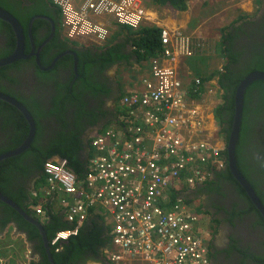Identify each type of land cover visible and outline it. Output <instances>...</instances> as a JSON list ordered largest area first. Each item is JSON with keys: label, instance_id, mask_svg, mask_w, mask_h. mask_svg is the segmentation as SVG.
Instances as JSON below:
<instances>
[{"label": "trees", "instance_id": "trees-1", "mask_svg": "<svg viewBox=\"0 0 264 264\" xmlns=\"http://www.w3.org/2000/svg\"><path fill=\"white\" fill-rule=\"evenodd\" d=\"M26 2L27 0H0V7L15 16L23 26L27 41V54L31 51L27 33L29 20L36 15L49 16L55 20L57 27V23L61 24L62 11L54 5L52 0H50V3L49 1L46 3L44 0H29L28 3ZM154 2L157 5L169 4L177 8L184 7V0H154ZM44 4L45 6H43ZM42 22L46 23L44 19L36 21V23ZM0 25L6 31L4 40L8 50L0 53V59H3L13 53L16 39L11 26L1 20ZM32 31L36 47L42 41H45L51 33L50 29L42 40H38L36 39L35 25ZM243 31L242 27L235 28L234 25L222 30L223 33L225 32L221 42L225 64L222 70L215 72L212 77H200L203 81L210 80L214 76L218 77L221 103L218 105L215 117L219 121V135L226 142L222 155L224 156L223 159L225 158L227 168L222 172H216L214 174L215 179L212 182L203 188L197 189L191 195L199 197L201 193L205 192L224 195L220 184L225 180L230 182L237 195L246 200V202L244 201V208L239 209L238 204H236L234 205V212L225 209L224 205L219 206V209L223 208L225 210V213L230 216L231 222L236 218L251 217L252 222L249 226L259 236L258 240L249 246H243L238 241H232L228 250L229 255L233 257V264H264V218L251 202L242 186L236 182L228 164L227 146L232 132L237 88L249 74L256 71L264 72V48L260 46L245 47L242 50L235 48L237 44L234 45V42H238ZM61 34L57 29L55 37L43 49L40 60L43 67H49L57 56L69 49L67 42L60 37ZM160 34L161 29L158 27L143 25L132 34L133 37L139 40L125 38L124 41H112L102 48L94 47L95 51H79L77 55L80 77L75 82L73 56L60 59L50 72L41 71L33 60L30 65L26 61H19L11 66L0 68V77L6 75V78L13 85L20 82L19 78L12 79L7 76V71L17 68L20 72L31 66L36 68V76L40 81H57L47 110L40 105V98L44 100L46 96L42 88L38 87L34 90V88L28 86L27 89L33 90V94L36 95L33 98L34 95L20 94L18 96L6 88L0 87V91L15 98L28 109L37 126L36 136L31 148L17 157L0 163V192L43 224L49 243L54 240L58 232L73 230L76 225L67 222L63 210L59 206H54L53 197H45L43 192V189L47 187L46 177L43 173L45 163L54 157L65 160L69 168L75 173L77 181L85 183L89 176L88 166L90 161L99 154L92 147V138H89L90 130L99 127L98 134H101L113 125L115 131L123 132L129 137L132 136V134L124 131L126 125L122 124L123 121L133 122L134 119L128 118L129 108L118 104L124 95L121 86L118 89L120 94L116 98L113 97L116 108L114 110L110 108L104 110L103 108L105 101L101 102V98L107 99L106 105L112 99L111 90L107 85L109 78L105 74L107 75L108 71L116 65L128 63L130 55L127 48L130 43L135 42L138 46L134 50V56L137 57L140 64L149 62L152 58L160 55L162 49ZM74 44L76 43L74 42ZM141 50H144L145 53H141ZM62 67L70 69V74L63 76L59 74V68ZM100 75L104 77L103 81L99 80ZM2 112H6L5 128L11 136V142L4 147H0V156L20 147L30 132V126L23 114L14 106L0 100V114H5ZM119 115L125 116L122 119L123 121L119 120ZM257 123H259V128H257ZM260 123H262V128ZM257 134L264 135V81L254 82L246 91L240 139L236 147L238 169L264 205V161L260 160H264V136L259 138L256 136ZM245 145L249 146L250 155L248 157L244 153ZM182 188L187 189L188 186L182 184ZM34 191L38 193L37 197L32 195ZM181 199L185 204L190 205L193 202L192 197L187 196ZM172 201L176 202L177 199L174 198ZM39 205H41L43 212L37 215L35 208ZM199 209L196 211L198 212ZM91 210L88 219L82 225L76 237L69 239L62 247H51L55 264H88L89 262L106 261L103 248L110 242L107 233L109 228L104 222L101 211ZM12 225H15L19 232L26 234L34 253L38 255L37 260L31 264H50L38 228L26 221L13 208L0 202V232L3 233Z\"/></svg>", "mask_w": 264, "mask_h": 264}, {"label": "built area", "instance_id": "built-area-1", "mask_svg": "<svg viewBox=\"0 0 264 264\" xmlns=\"http://www.w3.org/2000/svg\"><path fill=\"white\" fill-rule=\"evenodd\" d=\"M145 1L86 0L82 12L71 0L55 3L70 36L76 37L97 32L87 13L112 15L120 25L136 29L145 17ZM161 41L162 60L193 56L192 39L182 33L165 30ZM162 60L152 61L151 79L144 81L141 94L123 100L134 121L122 124L132 136L110 129L94 138L99 154L90 161L85 183L77 181L66 161L45 164L48 193L58 194L65 219L76 225L58 232L53 247L77 236L91 209L100 207L111 226L104 253L113 264L128 258L141 264H211L209 248L197 232L198 216L180 194L182 184L196 189L225 168L224 149L206 134V113L190 105L176 69ZM42 212L36 208L38 215Z\"/></svg>", "mask_w": 264, "mask_h": 264}, {"label": "crops", "instance_id": "crops-1", "mask_svg": "<svg viewBox=\"0 0 264 264\" xmlns=\"http://www.w3.org/2000/svg\"><path fill=\"white\" fill-rule=\"evenodd\" d=\"M104 19H107V22H98L96 24L100 26H106L109 24L112 18L104 17ZM258 23L259 29H264V0H184L183 8H177L173 5L163 4L158 9L154 10L153 13H148L144 22V26H156L160 29L166 28L172 32H182L190 35L195 40L206 42V46L213 41L214 50L209 53L205 59L209 65L216 66L218 63H220V61H222L221 58H224L221 50V42L225 36V32L223 33L222 30L225 29L226 26L227 28L231 27L229 25L232 24L235 28L242 27L244 30L243 33H249V30H251L252 27L257 26ZM109 27L112 29V34L115 36L105 42H99L98 47L96 48H102L104 45L111 43L112 41H124L125 38H134L139 40L138 38L133 37L132 34L134 31L127 29V27L117 25L113 19L109 24ZM214 39L217 43H215ZM240 41L241 38L238 40V42H234V45L237 44L235 45V48L238 50L245 48L243 45L241 46ZM136 45L137 44H135V42L130 43L127 48V52L130 55L128 63L116 65L112 67L107 73V76L109 74L108 77L111 78L116 84L117 89H119L121 86L123 89L125 88L126 92L135 91L137 90V87H140L138 82L130 81L129 79L135 78L136 75L138 78L141 76H149V67L146 66L145 68H142L143 63H138L139 61L137 60V57L134 56V50L138 48ZM90 48L92 51H95L94 47ZM141 53L144 54L145 51L141 50ZM195 59L196 61H199L203 58L201 55H199L196 58H191L187 61L180 60L177 63H171L168 60L163 59L162 63L173 65L178 71L182 70L186 73H191V71L200 68L204 69V66L202 65L194 66ZM222 66H224L223 62L221 64V67ZM111 72L114 75H112ZM120 73H122L123 76L124 73H127V76H124L126 80L120 79ZM108 88L110 89V87ZM110 103L111 102H109L107 105ZM215 114L216 111H214L213 114L212 112H209L205 121L204 128H206V131H210L211 133H215L216 129L218 128L217 120L216 122L214 120V116H216ZM47 191V187L43 189L44 193ZM198 198L200 201L198 203L192 202L191 206H200L203 212H206V210L209 211L206 203L207 197L204 195V193H201ZM219 206L220 203L216 205L215 210L211 211L213 216L211 219H214L215 221V225L213 226L214 237L211 236V241L214 243H218L217 239L225 241L224 238L217 237L218 232L225 234L223 224L226 222L225 212L223 208L219 209ZM10 237L11 239H15L18 245L22 246L23 255L20 253V249H16V245L12 242V240L9 239ZM229 249L230 245L227 248L228 254ZM12 253H17L16 259L12 256ZM37 256L38 255H36L32 249V245L28 242L26 234L19 232L15 225L8 227L3 233L0 232V264H31L33 261L37 260ZM88 264H112V262L106 259L105 262H89ZM124 264L141 263L137 260L128 258Z\"/></svg>", "mask_w": 264, "mask_h": 264}, {"label": "clouds", "instance_id": "clouds-1", "mask_svg": "<svg viewBox=\"0 0 264 264\" xmlns=\"http://www.w3.org/2000/svg\"><path fill=\"white\" fill-rule=\"evenodd\" d=\"M83 1V6L85 5V3H86V0H82ZM152 1H154V0H146L145 1V3H144V8H145V17H144V20H143V22L136 28V29H133V28H131V27H128V26H123V25H120L117 21H116V19L112 16V15H107L106 17H110V18H112L113 19V21L117 24V25H119V26H122V27H127V28H131V29H133V31H136V30H138L141 26H143L144 25V22H145V20H146V18H147V14L148 13H153V11H154V9L153 8H151V9H149V8H147V6H146V4L148 3V2H152ZM52 2L54 3V5H56V6H58V8L59 9H61V11H62V14H61V16H62V19H61V27H62V34H63V37H64V40L66 41V42H68L69 44H73V45H76V44H78V46H86V47H98V43L99 42H105V41H107V40H109V39H112L115 35L114 34H112V29L109 27V26H100V25H98V24H95L94 22H93V20H92V18L91 19H87L88 20V22L89 23H91L92 24V26L94 27V30H96L97 32L96 33H93V34H90V35H83V36H76V37H71L70 36V26H67L66 25V23H65V15H64V12H63V10H62V8L58 5V4H56L55 3V0H52ZM71 3H72V6L74 7V9L77 11V12H80V11H78L77 9H76V7H75V5H74V3L72 2V0H71ZM153 3V2H152ZM153 5H154V7H160L161 5L160 4H156V3H153ZM2 8V7H1ZM3 9V8H2ZM5 10V9H4ZM7 11V10H6ZM8 12V11H7ZM11 14V13H10ZM89 14H93V13H89ZM12 15V14H11ZM93 16L95 17V18H98V17H100V16H96V15H94L93 14ZM101 16H103V15H101ZM15 17V16H14ZM37 17V16H36ZM16 18V17H15ZM35 18V17H34ZM48 18V17H47ZM17 19V18H16ZM40 19H45V18H40ZM50 19V18H49ZM18 20V19H17ZM36 20H38V19H36ZM35 20V21H36ZM46 20H48V19H46ZM2 21V20H1ZM35 21H34V23H35ZM4 22V21H3ZM18 22H19V20H18ZM6 23V22H5ZM20 23V22H19ZM34 23H33V25H32V28H31V34H32V29H33V26H34ZM8 24V23H7ZM21 24V23H20ZM53 24V23H52ZM9 25V24H8ZM29 25H30V23H29ZM232 25V24H231ZM231 25H229V26H231ZM10 26V25H9ZM22 26V25H21ZM23 27V26H22ZM53 27L55 28V24H53ZM156 27V26H155ZM227 27V26H226ZM11 29H12V27H11ZM160 29V28H159ZM23 30H24V28H23ZM165 30H167V31H169V32H171L172 34H174V33H182V32H172V31H170V30H168V29H166V28H162L161 29V34H160V36L162 35V32L163 31H165ZM12 31H13V29H12ZM55 31H56V29H55ZM13 33H14V31H13ZM52 33V32H51ZM24 34H25V32H24ZM182 34H184V35H186V36H188V37H190L191 39H192V44H193V56H190V57H185V58H180V57H178V56H176L175 57V60H171V59H167L169 62H171V63H177L178 61H180V60H184V61H187V60H189V59H191V58H196L197 56H199L200 54L198 53V50H202L203 48H204V46H205V43L203 42V41H200V43L198 42L199 40H195V39H193L190 35H188V34H185V33H182ZM14 35H15V33H14ZM51 35V34H50ZM54 35H55V33H54ZM26 36V35H25ZM48 37V36H47ZM46 37V39H48ZM54 37V36H53ZM15 39H16V36H15ZM82 39H88V40H85V41H80V40H82ZM52 40V39H51ZM50 40V41H51ZM160 40H161V37H160ZM49 41V42H50ZM33 42V43H32ZM74 42L76 43V44H74ZM241 42V41H240ZM26 43H27V41H26ZM32 44H34V46H35V52H37L38 51V48L43 44H41L39 47H36V45H35V41L34 40H32L31 41V47H32ZM244 46V47H246L242 42H241V46ZM77 46V45H76ZM161 46H162V49H161V53H160V55H158V56H156V57H154V58H152L149 62H143V63H146L147 65H143V67L142 68H145L146 66H148L149 67V76H141V77H139V80L138 81H136V82H138L139 83V86L140 87H137V90H135V91H131V92H126V90H125V88L123 89V93H124V95L122 96V98H121V100L119 101V105L120 106H123V107H125L124 106V104H123V100L126 98V97H132V96H135V95H140L141 94V92L143 91V88H144V81H147V80H150L151 79V63H152V61L153 60H155V59H160V60H162V58H163V56H164V50H163V45H162V41H161ZM16 47V46H15ZM32 49V48H31ZM15 50V49H14ZM14 52V51H13ZM69 52H71V51H67L66 53H67V55L66 56H74V54H75V52H72L73 54H70ZM25 55H29V54H26V48H25ZM33 56H35V55H33ZM65 55H64V57H66ZM9 57V56H8ZM36 57V56H35ZM57 57H59V56H57ZM56 57V58H57ZM55 58V59H56ZM63 58V57H62ZM61 58V59H62ZM77 58V61H78V57H76ZM28 60V59H27ZM60 60V59H59ZM58 60V61H59ZM21 61H25V60H21ZM54 61V60H53ZM194 61H196V59L194 60ZM74 62H75V60H74ZM17 63V62H16ZM15 64V63H14ZM37 64V63H36ZM40 64H41V62H40ZM224 64H225V61H224ZM56 65V64H55ZM167 65H169V66H171V67H173L174 69H176L173 65H170V64H167ZM11 66V65H10ZM39 66V65H38ZM41 66H42V64H41ZM7 67V66H6ZM43 67V66H42ZM222 68H223V66L221 67V69H219L218 71H221L222 70ZM198 70V69H197ZM197 70H194V71H191V73L190 72H188V73H186V72H183L182 70H177L176 69V71H177V73L179 74V77H180V79L183 81V91L185 92V95H186V99L188 100V102L190 103V105H192V106H195V107H199L203 112H205L206 113V118H207V115H208V113L209 112H212V114H213V112L214 111H216V109L218 108V105H216L215 106V108L214 107H208L207 106V103L209 102V101H211V100H213L214 98H216V99H218V96L220 95V92H221V89L219 88V86H218V77H216V76H214L213 78H211L210 80H207V81H203L200 77H198L197 76ZM43 71V70H42ZM218 71H216V72H218ZM194 72H195V74H194ZM212 75H214V74H212ZM212 75L211 76H208V77H212ZM78 77H80V75L78 74V71H77V74H75V80H74V82L78 79ZM130 81L132 80V79H129ZM197 80H199L200 81V83L201 84H197L196 83V81ZM119 91V90H118ZM219 93V94H218ZM119 94H120V91H119ZM118 94V95H119ZM6 96H8V95H6ZM10 97V96H9ZM139 97V96H138ZM220 97V96H219ZM12 98V97H11ZM13 99H15V98H13ZM220 99V98H219ZM18 101V100H17ZM21 103V102H20ZM220 103V102H219ZM22 104V103H21ZM109 108L111 109V110H114L115 108H116V104H115V102L114 101H112L110 104H109ZM32 115V114H31ZM122 116H118V118H119V120L120 121H122V118H121ZM214 120H215V122H216V119H215V116H214ZM36 128H37V126H36ZM113 128H115V126H111V128L110 129H113ZM109 129V130H110ZM96 130V131H95ZM99 130H100V128L98 127V128H95V129H92V130H90V134H89V138H92V142H93V140H94V138L97 136V135H99V136H101V135H104L106 132H104V133H101V134H98L99 133ZM94 131V132H93ZM37 132V131H36ZM209 137H211V140H214V142H215V137H214V135H215V133H211L210 131H207V133H206ZM218 134H219V129H218ZM217 141V140H216ZM25 142V141H24ZM33 143V142H32ZM216 144H218L219 146L220 145H222L223 146V149L225 148V146H226V142L224 141V139H223V142H219V141H217V142H215ZM32 146V145H31ZM92 147L94 148V149H96L93 145H92ZM31 148V147H30ZM29 150V149H28ZM97 150V149H96ZM49 161H53V162H60V161H65V160H61L60 158H58V157H54V158H51L50 160H48L47 162H49ZM46 162V163H47ZM45 163V164H46ZM68 164V163H67ZM45 166V165H44ZM218 172V171H217ZM43 173H44V170H43ZM216 173V172H215ZM214 173V174H215ZM44 176H45V173H44ZM46 177V176H45ZM215 176L213 175V177H212V179L210 180V181H208L204 186H198L197 188H199V187H205L207 184H209L210 182H212L215 178H214ZM236 180V179H235ZM237 182V181H236ZM238 183V182H237ZM46 184H47V178H46ZM239 184V183H238ZM240 185V184H239ZM241 186V185H240ZM196 188V189H197ZM243 188V187H242ZM47 189H48V184H47ZM196 189L194 188V189H189V187L187 188V189H183L182 188V193L180 194V198H184V197H192L193 198V202H199V198L198 197H195L194 195L192 196L191 194H194L195 193V191H196ZM49 191H47V192H45L44 194H45V197L46 198H49V197H53L54 198V201L53 202H55V204H54V206L55 207H57V206H59V204H58V194L57 195H54V194H52V193H48ZM255 192V191H254ZM36 194V195H35ZM247 194V193H246ZM32 195L34 196V197H37L38 196V193L36 192V191H34L33 193H32ZM257 195V194H256ZM248 196V195H247ZM178 197V196H177ZM177 197L175 196H173V198L172 199H174V198H176L177 199ZM249 197V196H248ZM259 198V197H258ZM250 199V198H249ZM244 201L246 202V200H244V199H242V198H240L239 196H237L236 198H234V199H232V200H229V201H225L224 202V207H225V209H227V210H229V211H231V212H234L235 211V209H234V205H236V204H238V207H239V209H242V208H244ZM182 202H183V200H182ZM228 202H230V205H228L227 203ZM252 202V201H251ZM184 203V202H183ZM192 203V202H191ZM185 204V203H184ZM263 204V203H262ZM186 205H188L191 209H192V212H194L195 214L197 213V209H201L202 210V208L200 207V206H197V207H192L191 206V204L189 205V204H186ZM233 205V206H232ZM39 207H41V205H39L38 207H36V208H39ZM60 207V206H59ZM36 208H35V210H36ZM61 208V207H60ZM194 208H195V210H194ZM34 209V208H33ZM62 209V208H61ZM63 210V209H62ZM94 210H99V211H101L100 213L102 214V216L104 217V222H105V224H106V226L109 228V230H108V236L110 237V229H111V226H110V224L106 221V216L104 215V211H103V209L102 208H100V207H97V208H95V209H93V211ZM203 211V210H202ZM64 212V211H63ZM91 212V211H90ZM208 211H206L205 213L208 215V222H210L211 224L209 225V229L207 228V226L205 225V224H203V223H201V221H200V216H199V214H196L197 216H198V222H197V224H196V228L198 229V234L200 233L199 231H203L204 232V235H205V240H204V242H205V244L208 246V248H209V256H210V261H211V254H210V245L211 244H208L210 241H211V236L212 237H214V235H213V224H212V222H211V220H210V215L207 213ZM224 212H225V210H224ZM37 214V213H36ZM38 215V214H37ZM225 215H226V222L223 224L224 225V229H225V234L227 235V233L229 232V236H230V238H231V240L232 241H238L239 242V244H241V245H243V246H249V245H252L255 241H257L258 240V238L256 239V240H252V241H245V234L246 233H243V234H241L240 232H239V229H240V226H239V229H238V231L237 230H234V228L237 226V224H238V221L239 220H243V222H244V224L248 227L247 228V231L248 232H250V231H254L252 228H250V226H249V224L252 222V218L251 217H247V218H245V219H243V218H241V219H239V218H236V219H234L233 220V222H231V218H230V216H228L226 213H225ZM33 217V216H32ZM34 218V217H33ZM35 219V218H34ZM42 219V221H44V219L43 218H41ZM88 219V218H87ZM245 222H248L247 224L245 223ZM41 223V222H40ZM85 223V222H84ZM83 223V224H84ZM42 224V223H41ZM43 225V224H42ZM82 227V226H81ZM81 227H80V229H81ZM227 227H228V231L226 230L227 229ZM255 233H257L256 231H254ZM79 234V233H78ZM223 233H221V232H218V238H224L223 237V235H222ZM199 236H201L200 234H199ZM208 236H210V239H208L207 237ZM221 236V237H220ZM259 236V235H258ZM257 236V237H258ZM74 237H76V236H74ZM202 237V236H201ZM72 238V237H71ZM71 238H69V239H71ZM69 241V240H68ZM68 241H66V242H68ZM231 241V242H232ZM212 242V241H211ZM52 243V242H51ZM51 243H49L50 244V247H53L52 245H51ZM65 242H63V244H64ZM212 243H214V242H212ZM63 244H61V245H59V246H56V247H62L63 246ZM231 245V244H230ZM105 248L106 247H104L103 248V255L105 256V258L108 260V258L106 257V255H105V253H104V250H105ZM229 258H233L232 257V255H229ZM109 261V260H108ZM113 264V263H112ZM211 264H212V262H211ZM230 264H233L232 263V261H231V263Z\"/></svg>", "mask_w": 264, "mask_h": 264}, {"label": "flooded vegetation", "instance_id": "flooded-vegetation-1", "mask_svg": "<svg viewBox=\"0 0 264 264\" xmlns=\"http://www.w3.org/2000/svg\"><path fill=\"white\" fill-rule=\"evenodd\" d=\"M28 1L29 0H27L26 3H28ZM45 2L48 3V0H46ZM43 6H45V4ZM21 14H23V13L21 12ZM36 16L37 17H42V18H47L48 17L47 18L48 20L44 19L46 21V23H44V22H42V23H36L37 20L34 23V25H35V31H36V36H37L36 39L42 40L47 35V33H48V31L50 29H51V32H52L53 24H52L51 21H53V23L55 24V20L53 18L49 17V16H43V15H36ZM31 20H29V23L31 22ZM57 27L55 25V29H56L55 35L57 33V29L59 30V33L61 34L62 27H61V25L59 23H57ZM263 30L264 29H259V23H258L257 26H254V27H252L251 30H249V33L246 32V33L241 34V42L247 48H250V47H253V46L254 47L255 46H260V47L264 48ZM24 32H25V30H24ZM4 33H6V31L3 30V26L0 25V50H2V51H0V53H2L3 51H8L7 50V47H6V44H5V40H4ZM27 33H28V38L30 40V44H31V41L34 40V36H33V33L30 34V32H29V24H28V28H27ZM55 35H54V37H55ZM60 37L64 40V37L62 36V34H61ZM45 41H42V43H44ZM48 44H49V42H48ZM67 44L69 46V49L67 51L75 52V56L76 57H78L77 53L79 51L92 50L91 48L86 47V46H78V44H76L77 46L76 45H73V44H69L68 42H67ZM43 49L40 52V57H39L40 60H41V55H42ZM67 51H63L59 56L65 54ZM31 52H32V49L27 54H31ZM53 53H54V51H53ZM75 56H73V59L74 60H75ZM0 60H2V59H0ZM32 60L35 63H37L35 56H32V58H30L28 60H25V61L27 63H29V65H30L31 62H32ZM31 67L25 69L24 71H20V72L17 70V68H13V69L8 70L7 71L8 72V75L7 76L11 77L12 79L19 78V81L20 82L17 85H13V83L6 78V75H3V76L0 77V87L6 88L8 91H10L11 93H14V94H16L18 96H20V94H26L27 96L34 95L33 94V90L27 89L28 86L31 87V88H34V90L36 88H38V87L39 88H42V89H44V93L46 94V96L44 97V100H42L40 98V105H42L43 109H46L47 110V108H48V106L50 104L51 94L55 91V87H56L55 84H56L57 81L56 80L40 81L38 79V77L36 76V68L34 66H31ZM46 68H48V67H46ZM53 69H51V70H53ZM40 70H41V68H40ZM51 70H49V71H43V72H50ZM73 71H74V74H76L75 73V62H74V69H73ZM59 74H62V76L65 75V74L66 75L67 74L69 75L70 74V69L65 68V67L59 68ZM105 76H107V75L105 74ZM108 76H109V74H108ZM99 80L100 81H103L104 80V77H101V75H100ZM107 85L111 89V93H112L111 94V96H112L111 102H112L113 101V97L116 98L118 96V94H119V91H118V89L116 87V84L113 82V80L111 78H109V81H108ZM46 87H47V89H46ZM0 93L6 95L2 91H0ZM35 96L36 95H34L33 98H35ZM103 100L105 101L104 104H103V106H104L103 108H104V110H107L110 106L109 105H106V101H107L106 98H101V102H103ZM105 105H106V108H105ZM6 112H2V113H5V114H0V147H4L8 143L11 142V136H9V133H8L7 129L5 128ZM260 125H261V128H262V123H260ZM257 128H259V123H257ZM256 136L259 137V138H261L264 135H258L257 134ZM244 153H245V156L246 157H248L250 155L249 146H246V145L244 146ZM255 156H257V155L255 154ZM260 160L261 161H264L263 159H260ZM226 168L227 167L225 166V168L219 170L218 173L226 170ZM220 186H222V191L224 192V195L218 194V193L217 194H214L212 192H209V193L205 192L204 193V195L207 197L206 203H207V208L209 210L208 211V214L210 215V220H211V222H212L213 225H215V221H214V219H211V217H213L211 211L216 209L215 204L217 205L218 203H220V206H221L222 204H224L225 201L232 200V199H234V198H236L238 196L237 193H236L235 188L230 184V182H228L226 180L225 181H222L221 184H220ZM201 204H202V202H201ZM227 204L230 205V202H228ZM245 223L247 224L248 222H245ZM239 226H240V229H239ZM247 228L248 227L244 224L243 220H239L238 221V224L234 228V230H237L238 231V229H239V232L241 234L246 233L245 234V241L256 240L258 238L257 237L258 236V233H255L254 231L248 232L247 231ZM226 230L228 231V227H227ZM222 235H223L225 241H223L221 239H217L218 243H212L211 242V245H210V254H211V262H212V264H230L231 261H233V258H229V254L227 253V248L231 244V238L229 236V232L227 233V235L224 234V233Z\"/></svg>", "mask_w": 264, "mask_h": 264}, {"label": "water", "instance_id": "water-1", "mask_svg": "<svg viewBox=\"0 0 264 264\" xmlns=\"http://www.w3.org/2000/svg\"><path fill=\"white\" fill-rule=\"evenodd\" d=\"M42 17H35L31 20L30 25H29V32L31 34V28L36 19H40ZM47 19V18H45ZM0 20L8 23L16 36V47L14 52L9 56L6 57L2 60H0V68L6 67L13 65L16 62H19L21 60H27L32 58L33 55L36 56V62L43 71H49L55 67V64L58 62L60 58H62L64 55L67 53L57 57L54 59L52 64L48 68H44L40 64V52L41 50L48 44V42L53 38L54 33H55V28H52V33L50 37L38 48V51L35 52V46L32 44V52L29 55H25V48H26V36L24 34L23 27L21 24L18 22V20L11 15L9 12L6 10L2 9L0 7ZM51 21V20H50ZM53 23V21H51ZM54 24V23H53ZM33 43V42H32ZM70 54H73L72 52H69ZM75 56V54H74ZM78 71V61L75 56V73L77 74ZM256 81H264V72L263 71H256L251 74H249L241 83L239 84L236 94H235V113H234V120H233V126H232V132L230 134V138L228 141V146H227V152H228V164H229V170L233 177L236 179V181L243 187L247 195L249 196L250 200L252 203L255 205V207L258 209L260 214L264 218V205L262 204L261 200L258 198L256 193L254 192L253 188L251 187L250 183L247 181V179L243 176V174L240 172L238 169L237 165V158H236V147L240 139V133H241V127H242V120L244 116V106H245V95L246 91L248 88ZM0 100L9 103L10 105L14 106L17 108L25 117L27 120L29 126H30V132L25 140V142L18 147L15 150H12L10 152H7L5 154H2L0 156V163L4 160L17 157L21 154H23L25 151L30 149L32 142L35 139L36 136V122L31 115V113L28 111V109L21 104L19 101L16 99H13L9 96H6L2 93H0ZM0 202H3L13 208L18 214H20L26 221L31 223L32 225L36 226L38 230L40 231L43 244L46 250V254L48 256L50 264H55L52 254H51V247L49 244V240L47 238V234L44 230L43 225L34 219L31 215H29L27 212H25L23 209H21L16 203H14L12 200L4 196L0 192Z\"/></svg>", "mask_w": 264, "mask_h": 264}, {"label": "rangeland", "instance_id": "rangeland-1", "mask_svg": "<svg viewBox=\"0 0 264 264\" xmlns=\"http://www.w3.org/2000/svg\"><path fill=\"white\" fill-rule=\"evenodd\" d=\"M46 0H44V2H45ZM49 1V3H50V0H48ZM72 2L74 3V5H75V7H76V9L78 10V11H80V12H82V10H83V1L82 0H72ZM153 3H155L154 1H152ZM152 2H148L147 4H146V6H147V8H149V9H151V8H153L154 10H156V9H158V7H154V5H153V3ZM107 15H103V16H100V17H98V18H95L94 16H93V14H89V13H87V19L89 20V19H91L92 18V20H93V22L96 24V23H98V22H107V19H104V17H106ZM111 21H112V19L110 20V22H109V24L111 23ZM109 24H107L106 26H109ZM127 29H129V30H131V31H133V29H131V28H127ZM85 40H88V39H82V40H80L81 42L82 41H85ZM214 41H215V43H217L216 42V40L214 39ZM51 42V41H50ZM49 42V43H50ZM199 43H200V41H198ZM205 43V46H204V48L202 49V50H198V53L202 56V60H199V61H194L195 62V64H194V66H198V65H202V66H204V69L202 68H200V69H198L197 70V76L198 77H208V76H211L212 74H214L216 71H218L219 69H221V64H222V62L224 63V60H225V58H221L222 59V61H220V63H218L216 66H213V65H209L208 63H207V61H206V59H205V57L209 54V53H211L213 50H214V43H213V41H212V43H209L207 46H206V42H204ZM142 65H147L146 63H143ZM111 74L112 75H114L112 72H111ZM124 76H127V73H124ZM123 75H122V73H120V79L122 80V79H124V80H126V78L124 77ZM143 77V76H142ZM139 80V78H138V76L136 75V77L135 78H133L131 81H134V82H136V81H138ZM220 98V99H219ZM221 103V97H219L218 96V99H216V98H214L213 100H211V101H209L208 103H207V106L208 107H214L215 108V106L216 105H218V104H220ZM218 103V104H217ZM117 108H118V106H117ZM215 119L217 120V118L215 117ZM217 123H218V128L216 129V132H215V135H214V137H215V139L217 140V141H219V142H223V138L218 134V129H219V121H217ZM210 125V124H209ZM111 126H113V125H111ZM214 140H212V142H213ZM197 203V202H196ZM194 210H195V208H194ZM196 214H199V216H200V221H201V223H203V224H205L206 226H207V228L209 229V225L211 224L210 222H208V215L205 213V212H203L201 209H199L198 210V212L196 213ZM200 233V235L202 236V238L205 240V235H204V232L203 231H199ZM208 239H210V236H208L207 237ZM10 240H12V242L13 243H15V245H16V249H20V253H22V255H23V249H22V246L21 245H18V243L15 241V239H11V237L9 238ZM19 252V251H18ZM16 254L17 253H12V256L16 259Z\"/></svg>", "mask_w": 264, "mask_h": 264}, {"label": "bare ground", "instance_id": "bare-ground-1", "mask_svg": "<svg viewBox=\"0 0 264 264\" xmlns=\"http://www.w3.org/2000/svg\"><path fill=\"white\" fill-rule=\"evenodd\" d=\"M208 244H211V241Z\"/></svg>", "mask_w": 264, "mask_h": 264}]
</instances>
